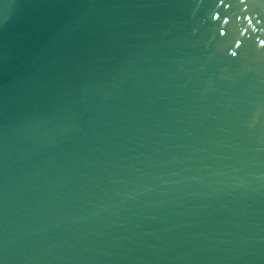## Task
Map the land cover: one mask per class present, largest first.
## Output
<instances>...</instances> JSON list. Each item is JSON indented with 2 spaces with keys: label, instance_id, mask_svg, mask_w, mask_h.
Wrapping results in <instances>:
<instances>
[{
  "label": "water",
  "instance_id": "1",
  "mask_svg": "<svg viewBox=\"0 0 264 264\" xmlns=\"http://www.w3.org/2000/svg\"><path fill=\"white\" fill-rule=\"evenodd\" d=\"M264 0H0V264H264Z\"/></svg>",
  "mask_w": 264,
  "mask_h": 264
},
{
  "label": "snow or ice",
  "instance_id": "2",
  "mask_svg": "<svg viewBox=\"0 0 264 264\" xmlns=\"http://www.w3.org/2000/svg\"><path fill=\"white\" fill-rule=\"evenodd\" d=\"M262 44H264V41H261Z\"/></svg>",
  "mask_w": 264,
  "mask_h": 264
}]
</instances>
